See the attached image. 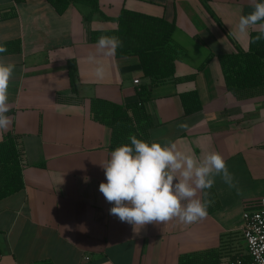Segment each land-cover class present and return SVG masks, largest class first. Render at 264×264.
<instances>
[{
  "label": "crops",
  "instance_id": "1",
  "mask_svg": "<svg viewBox=\"0 0 264 264\" xmlns=\"http://www.w3.org/2000/svg\"><path fill=\"white\" fill-rule=\"evenodd\" d=\"M99 2L88 21L92 7L83 2L60 13L48 0H0V45L8 44L0 58L15 65L12 123L0 130V141L7 133L18 138L24 179V188L0 199V264H180L184 254L209 250H216L213 258L201 255L190 264H231L246 255L244 209L264 196V85L237 97L220 61L222 53L250 49L258 26L237 29L239 17L253 10L250 0H207L209 8L205 0ZM123 8L175 22L172 79L154 84L138 55L116 52L96 55L105 69L96 77L89 56L101 32H116ZM143 84L152 91L142 105L152 120L145 128L150 141L175 142L197 158L219 152L234 186L217 176L209 198L198 193L213 201L205 218L150 223L137 233L110 215L112 205L99 191L113 129L94 118L92 99L136 102ZM195 90L203 107L186 114L180 94Z\"/></svg>",
  "mask_w": 264,
  "mask_h": 264
},
{
  "label": "clouds",
  "instance_id": "2",
  "mask_svg": "<svg viewBox=\"0 0 264 264\" xmlns=\"http://www.w3.org/2000/svg\"><path fill=\"white\" fill-rule=\"evenodd\" d=\"M252 11L241 15L238 32L247 33L253 26L257 35L253 42L264 40V0H250ZM95 54L89 56L96 63L94 73L102 79L105 69L96 55L112 56L123 46L116 36L101 35L97 39ZM7 48L0 45V53ZM15 65L0 58V130L11 125L8 104V87ZM180 128L187 125L181 123ZM130 143L121 144L110 153V158L100 166L106 182L99 184V191L112 205L110 215L133 226L134 232L148 224H164L174 218L191 224L207 216L211 200H202L198 193L208 191L219 176L233 187V176L219 152H209L202 158L177 149L175 142L161 144L146 142L135 135ZM260 264H264L261 261Z\"/></svg>",
  "mask_w": 264,
  "mask_h": 264
},
{
  "label": "trees",
  "instance_id": "3",
  "mask_svg": "<svg viewBox=\"0 0 264 264\" xmlns=\"http://www.w3.org/2000/svg\"><path fill=\"white\" fill-rule=\"evenodd\" d=\"M48 1L60 13H64L74 2L87 3L92 7V13L86 17L88 21L91 20L94 12L100 11L99 0ZM205 4L208 7L207 0H205ZM116 21L118 29L114 34L108 32L100 34V36H116L123 42V46L116 50V56L138 55L144 75L149 77L154 84L172 79L176 73V65L175 57L169 50V42L176 28L175 22L127 8L121 10ZM257 34V31H252L249 50L246 51L239 47L237 52L222 53L220 56L228 90L237 97L248 95L250 89L264 85V40L253 42V38ZM2 46L8 48V44ZM69 68L71 84L75 90L76 67L70 62ZM137 94L139 99L127 104L99 98L92 99L94 118L112 126L111 150L121 144L130 143L129 133L151 143L145 128L152 124V120L142 105L152 96V91L146 84H143L139 87ZM180 96L186 114H192L202 109V101L196 90L184 92ZM142 120L146 121L144 125H140ZM22 171V156L18 138L13 133H7L0 141V199L24 188ZM207 191L209 198L212 188ZM205 254L213 258L216 255V250L184 254L180 258V264H190L195 260L194 258ZM213 264H216L215 261Z\"/></svg>",
  "mask_w": 264,
  "mask_h": 264
},
{
  "label": "built area",
  "instance_id": "4",
  "mask_svg": "<svg viewBox=\"0 0 264 264\" xmlns=\"http://www.w3.org/2000/svg\"><path fill=\"white\" fill-rule=\"evenodd\" d=\"M134 82L138 84L140 80ZM242 233L246 255H238L231 264H260L264 261V196L245 207Z\"/></svg>",
  "mask_w": 264,
  "mask_h": 264
}]
</instances>
